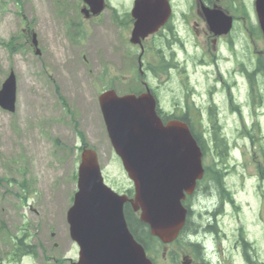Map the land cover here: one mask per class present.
I'll use <instances>...</instances> for the list:
<instances>
[{"label": "rangeland", "instance_id": "obj_1", "mask_svg": "<svg viewBox=\"0 0 264 264\" xmlns=\"http://www.w3.org/2000/svg\"><path fill=\"white\" fill-rule=\"evenodd\" d=\"M81 1L0 0V89L11 72L17 78L16 111L10 113L0 107L1 264L78 261L79 248L70 237L67 214L77 191L75 176L85 144L97 151L109 186L119 193L133 189L106 130L99 102L102 92L115 89L119 96L137 93L144 89L141 84L144 80L159 88L165 109L173 107V100L185 101L175 82L164 83V74L153 73L139 79L140 50L129 42L133 23L127 16V25H120L114 20L112 9L117 8L125 18L133 0H109L111 7L96 19H86L80 14ZM174 1L178 3L175 9L178 14L195 15L196 6L189 8V0ZM242 1L243 4L220 0L237 19L232 34L235 45L223 47L218 56L217 65L225 74L240 66V62L251 67L250 52L260 56L264 64V37L255 2ZM205 25L199 28L203 30ZM243 25L248 34L240 29ZM33 34L41 54L33 46ZM247 42L249 47L245 51L242 43ZM150 44L164 47L159 38ZM191 45L192 38L187 40L189 49ZM208 54L214 55L210 46ZM148 60L153 61V54L149 53ZM197 70L193 81L199 79L200 97H194L195 104L211 106L214 111L212 100L204 97L208 88L220 85L215 81L217 69L210 70L209 79L201 75L205 68ZM226 81L231 84L234 78ZM252 85L256 87L253 92L244 83L217 87L225 91L226 105L221 103L219 89L215 95L219 114L214 122H203L212 147L204 165L222 173V180L234 198L233 203L219 204L218 197L207 198L201 192L196 199V208L203 213L205 207L218 204L220 207L214 218L198 217L202 226L213 221L219 231L218 235L206 237L208 252L204 256L209 264H252L245 259L246 252L255 264H264V94L260 96L264 83ZM188 92L185 90L183 94ZM253 124L256 130L250 131L257 137L255 141L246 130L247 125L251 129ZM223 142L227 144V152L223 150ZM207 181L204 185L216 190L215 184ZM24 182L25 189L21 186ZM242 238L248 246L245 247ZM20 239L35 247V255L18 263L13 259L12 249ZM188 251L192 250L184 243H174L159 247L151 256L156 264H174L167 252L178 255L181 263L190 255ZM199 261L202 263L198 260L197 264Z\"/></svg>", "mask_w": 264, "mask_h": 264}, {"label": "water", "instance_id": "obj_2", "mask_svg": "<svg viewBox=\"0 0 264 264\" xmlns=\"http://www.w3.org/2000/svg\"><path fill=\"white\" fill-rule=\"evenodd\" d=\"M84 1L94 15L105 9V0ZM256 10L264 32V0H256ZM84 12L89 16V11ZM133 15L131 42L140 44L165 24L171 9L167 0H137ZM207 20L216 34L228 33L233 23L221 10L209 11ZM33 43L38 47L36 35ZM16 101L17 79L11 72L0 90V106L14 112ZM157 104L150 91L119 96L109 90L100 96L110 140L134 183L135 195L130 199L109 187L97 152L83 150L78 191L68 212L70 235L80 248L77 264H154L129 229L124 211L127 202L163 243L176 240L184 228L188 209L183 201L204 176L203 152L185 123L163 124Z\"/></svg>", "mask_w": 264, "mask_h": 264}, {"label": "flooded vegetation", "instance_id": "obj_3", "mask_svg": "<svg viewBox=\"0 0 264 264\" xmlns=\"http://www.w3.org/2000/svg\"><path fill=\"white\" fill-rule=\"evenodd\" d=\"M107 1L109 3V0ZM170 1L172 8L174 9L171 19L161 30H159V32L146 38L142 46L134 45V48L140 49L142 53L137 56L138 68L141 79L145 78L146 75H153V73L164 74V83L175 82L182 95L181 99L185 98V101L182 103L173 100V107L171 109H165V107H161V103H159L158 114L163 122L166 124L171 120L183 121L195 134L202 136L204 130L205 132L208 130L200 125V121L208 120L212 122L215 120L214 117L219 114L220 109H218V104L215 101V95L221 88L217 87L223 86L222 88H225L227 87V84L231 86L232 84L240 83L247 84L249 87L250 82L256 83L260 81L264 83V66L260 63L262 62L260 61V56L256 55L255 58L253 57L254 65L252 66V71H249V66L247 67V65H240L236 67L237 70L233 69L226 71V74L221 71L217 65L218 56L223 47H228V44H235V40L232 38L235 27H233V30L228 34H222L220 36L215 35L210 31L203 11L204 6L211 8L222 7L220 6V0H189V8L193 7V5H195L196 8L195 15L189 13L188 16L185 15V13L178 14L175 11V9L178 8V3L174 0ZM135 2L136 0L132 1L133 6ZM91 19L95 18L92 17ZM131 19V22L134 24V19ZM201 24H206L203 30L199 28ZM244 30L245 32L248 31L247 28L242 31L244 32ZM200 37L203 39L200 40ZM155 38L162 40L164 42V47H153L150 44V41ZM190 38H192L191 49L187 46V40H190ZM244 45L248 47L249 43H242V46ZM209 46L210 49L217 54H214V57L208 56ZM149 53L153 54L152 62L148 60ZM258 53L261 54L262 51H258ZM181 60H183V62H181ZM190 64L195 67L194 70L189 68L191 67ZM198 67L205 68V71L201 75H204L207 79H209L210 70L217 69L218 76L215 78V81L220 85H215V89L212 87L208 88L204 97L205 99L208 98L212 100V107L215 108L214 111L210 110L211 106L206 108L205 105L201 106L195 104L196 100L194 97H200L199 88L197 86L199 79L193 81L197 76L196 72H198ZM141 72L144 74L143 76ZM227 78L231 80L234 78V81L229 84L226 81ZM141 84L144 86V89L143 91L140 89L137 94L149 89L155 94L160 102L159 88L151 86L148 82H144V80H141ZM185 90L189 91L186 95L183 94V91ZM220 95L221 103L226 105L227 98L223 89H221ZM230 99H232V97ZM191 261L193 260L191 259ZM195 263L197 264V262ZM199 263L204 264V261L202 263L199 261Z\"/></svg>", "mask_w": 264, "mask_h": 264}, {"label": "trees", "instance_id": "obj_4", "mask_svg": "<svg viewBox=\"0 0 264 264\" xmlns=\"http://www.w3.org/2000/svg\"><path fill=\"white\" fill-rule=\"evenodd\" d=\"M61 100L63 101V104L66 106V104H67L66 100L63 97L61 98ZM254 130H256V128ZM251 132L252 131H249L248 134L249 135L251 134L252 140L255 141V139H257V137L254 136ZM200 145H201L202 150L204 152L209 151L205 141L200 142ZM85 146H87V144H85ZM224 151L227 152V150H224ZM222 156H223V151H222ZM211 178L214 181V184L217 187V190L220 192L221 197L223 199L231 200V193L227 190V188H225V186L221 180V177L218 176L217 174H213L211 176ZM21 186L23 189H25L27 187L26 182L22 183ZM126 217L128 220L129 227H130L132 233L134 234L135 238L146 248L147 252H149L150 254L156 252L157 248L160 247V244H161L160 241L151 235L148 226L140 221L139 216L133 212L132 207L130 205H128V207H127ZM206 230L209 232L213 231L216 234L219 233L218 227L213 223L211 224V226H208L206 228ZM198 232H199V230H198L197 226H195L192 223V219H190V217H189L187 224L182 231L181 237L178 240V243H182V244L184 243L188 248H190L192 250V251H190L191 255L195 256V253H199L197 255L199 257L200 256L199 250L201 249V244H198L197 242L191 240L192 236L197 235ZM242 237H243V235H242ZM242 240H243L245 247L248 246V242H246L243 238H242ZM31 253H35V247L33 245H29L27 243L25 244L22 239H20L14 243V247L12 249V256L16 262H19L23 255L31 254ZM245 259L247 261H250L252 264H255V262L252 261V258L249 256V254L247 252L245 254ZM1 262L2 261L0 259V264H1Z\"/></svg>", "mask_w": 264, "mask_h": 264}]
</instances>
